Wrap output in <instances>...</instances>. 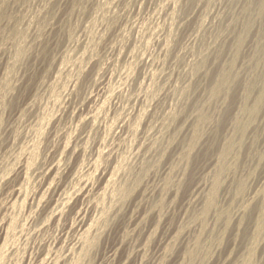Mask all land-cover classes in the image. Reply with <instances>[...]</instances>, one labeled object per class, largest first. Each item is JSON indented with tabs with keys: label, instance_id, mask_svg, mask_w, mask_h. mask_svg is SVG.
I'll return each instance as SVG.
<instances>
[{
	"label": "rangeland",
	"instance_id": "1",
	"mask_svg": "<svg viewBox=\"0 0 264 264\" xmlns=\"http://www.w3.org/2000/svg\"><path fill=\"white\" fill-rule=\"evenodd\" d=\"M261 3L0 0V264H264Z\"/></svg>",
	"mask_w": 264,
	"mask_h": 264
},
{
	"label": "bare ground",
	"instance_id": "2",
	"mask_svg": "<svg viewBox=\"0 0 264 264\" xmlns=\"http://www.w3.org/2000/svg\"><path fill=\"white\" fill-rule=\"evenodd\" d=\"M264 5V0H262V3H261V6H263ZM225 82H226V79L225 78H223V77H221V79H220V83L221 84H225ZM263 96H264V91H262L261 93H260V95H259V97L257 98V100H256V104H255V107L261 102V100H262V98H263ZM252 111V110H251ZM254 111V110H253ZM253 113V112H252ZM227 146V145H226ZM225 150H224V152H223V154H222V156H223V158H226L227 157V155L229 154V152L231 151V149H232V146H229L228 148H224ZM233 154V153H232ZM232 156V155H231ZM188 157V156H187ZM228 158V157H227ZM224 160V159H223ZM222 162V161H221ZM234 163V162H233ZM145 167V166H144ZM223 169V168H222ZM220 172V171H219ZM218 172V173H219ZM216 175V174H215ZM213 178H214V176H213ZM220 180V179H219ZM216 185H218V177L216 178V180H215V183H214V187L216 186ZM86 186V185H85ZM87 186H88V184H87ZM214 187H213V191L211 192V194H210V196H209V198H208V201H207V203H206V205H204V209H203V215H205V214H207V212L213 207V205H214V202H215V196H214V194H216V193H214ZM87 188V187H86ZM204 204H205V202H204ZM208 216V215H207ZM206 217V216H205ZM221 219V218H220ZM261 224V223H260ZM210 232V231H209ZM210 235V234H209ZM203 243V242H202ZM200 244V243H199ZM198 244V245H199ZM204 244V243H203ZM197 245V244H196ZM207 248V247H206ZM189 251V250H188ZM194 255V254H193ZM208 255V254H207ZM191 258H192V256H191ZM190 259V258H189ZM191 260V259H190ZM195 262V261H194Z\"/></svg>",
	"mask_w": 264,
	"mask_h": 264
}]
</instances>
